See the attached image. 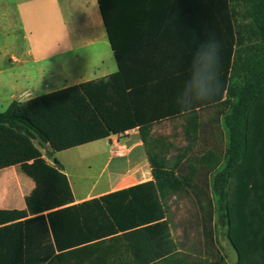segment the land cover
Segmentation results:
<instances>
[{
	"label": "crops",
	"instance_id": "crops-1",
	"mask_svg": "<svg viewBox=\"0 0 264 264\" xmlns=\"http://www.w3.org/2000/svg\"><path fill=\"white\" fill-rule=\"evenodd\" d=\"M222 1L209 7L208 0H0V36L20 31L26 40L20 49L2 46L10 66L0 74L7 72L13 91L8 107L19 103L21 115L47 134L71 191L66 202L62 189L49 196L45 191L39 208L31 210L27 198L37 185L17 167L45 157L44 151L0 125V211L13 214L0 224V264H156L172 255L206 264L199 221L191 246L185 243L190 233L170 214L178 193L192 194L183 188L161 195L135 187L153 181L137 117L150 124L186 115L155 125L153 133L177 121L182 130L216 125V112L201 109L226 98L235 47L233 21ZM50 6L55 26L43 22ZM209 33L221 45V88L212 101L192 107V97L180 92L193 53ZM66 54L67 59H57ZM191 112L196 114L187 115ZM190 116L195 118L187 121ZM82 138L106 140L112 150L100 175L103 186L77 192L58 154L76 148ZM198 140L203 148V131ZM160 201L178 250L170 247L165 231L161 238L154 229Z\"/></svg>",
	"mask_w": 264,
	"mask_h": 264
},
{
	"label": "trees",
	"instance_id": "trees-1",
	"mask_svg": "<svg viewBox=\"0 0 264 264\" xmlns=\"http://www.w3.org/2000/svg\"><path fill=\"white\" fill-rule=\"evenodd\" d=\"M217 1L208 0V6ZM220 6L233 21L235 48L229 77L225 81L226 98L201 109L216 112V125L200 126V134L203 131L205 136L203 148L197 144L200 155L192 156L184 163H174L169 168L158 163L148 152L153 181L135 187L158 190L161 195L177 193L183 188L192 194L199 209L206 264H225V257L217 247V233L221 228L226 229V237L236 252L235 264H264V0H226ZM209 7L208 12H211ZM21 112L19 103H11L6 111L0 112V125L31 139L44 151L45 157L17 167L37 185L27 198V204L34 211V206L45 199L46 192L48 196L54 195L55 189L57 193L62 189L66 202L71 191L63 174V165L54 158L47 134ZM165 121L145 124L137 117L146 146L153 137V127ZM213 136L217 138L212 139ZM215 139L221 145L225 140L223 156L211 149ZM190 151L188 147L185 153ZM11 215L12 212L0 211V224L6 223ZM165 216L160 201L154 229H160L161 238L165 231L170 247L178 250ZM178 256L172 255L156 264H205L203 260L189 261L188 257Z\"/></svg>",
	"mask_w": 264,
	"mask_h": 264
},
{
	"label": "rangeland",
	"instance_id": "rangeland-1",
	"mask_svg": "<svg viewBox=\"0 0 264 264\" xmlns=\"http://www.w3.org/2000/svg\"><path fill=\"white\" fill-rule=\"evenodd\" d=\"M50 4V3H49ZM52 8V6H50ZM47 17L43 19L44 24L52 23L56 25V14L53 10H46ZM18 31V30H17ZM10 33V31H9ZM14 44L15 46L23 47L26 43L23 35L20 31L15 35H1L0 36V70L7 69L9 64V58L3 57L6 53L2 50L3 45ZM68 54L57 57L58 60L67 59ZM55 59V58H54ZM9 78L7 72L0 74V112H4L8 108L9 99L13 91L8 85ZM194 116L186 117L187 121H191ZM181 121L174 122L172 124L157 126L153 133L151 143L148 144V152L158 162L171 168L174 162L181 158L192 156L198 157V138L200 137V125L197 129L190 125L186 129H181ZM78 131V130H77ZM75 134V132H73ZM72 133V134H73ZM61 142L68 141L60 137ZM80 144L76 148L61 149L58 156L64 163L68 174L71 177L74 188L81 191L84 188H88L93 184L98 187H102L105 182V178H100L102 171L107 167V163L111 157L110 146L107 145L106 140H101L95 143L80 139ZM78 142V143H79ZM151 144V145H150ZM218 155L223 156V150L225 148V140L223 144L216 142L212 145ZM39 147V146H38ZM190 147L191 151L185 150ZM40 148V147H39ZM41 149V148H40ZM195 154V155H192ZM185 155V156H184ZM200 155V154H199ZM3 165H0V167ZM8 166V165H5ZM6 184V181H5ZM171 218L177 223V225L183 226L185 232L190 233L189 239H185V243L191 246L195 245L197 223L199 221V213L196 210L195 202L192 195L178 193L177 198L169 206ZM191 226H184L190 225ZM217 247L225 257V264H233L237 260V255L231 244L226 237V229H220L217 233Z\"/></svg>",
	"mask_w": 264,
	"mask_h": 264
},
{
	"label": "clouds",
	"instance_id": "clouds-1",
	"mask_svg": "<svg viewBox=\"0 0 264 264\" xmlns=\"http://www.w3.org/2000/svg\"><path fill=\"white\" fill-rule=\"evenodd\" d=\"M221 45L214 33L202 42L193 53L190 74L181 94H189L195 106L212 101L220 92Z\"/></svg>",
	"mask_w": 264,
	"mask_h": 264
}]
</instances>
